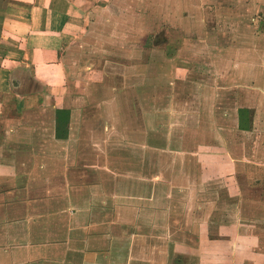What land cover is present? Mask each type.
Listing matches in <instances>:
<instances>
[{"label":"crops","instance_id":"obj_1","mask_svg":"<svg viewBox=\"0 0 264 264\" xmlns=\"http://www.w3.org/2000/svg\"><path fill=\"white\" fill-rule=\"evenodd\" d=\"M191 1L0 0V237L20 243L10 253L0 250L3 264H119L120 246L126 258L134 248L130 237L138 238V230L145 229L156 238L150 234L151 220L164 223L148 208L140 213L147 227L128 231L120 218L130 219L134 205L159 204H164L161 215L168 208L169 234L171 223L177 222L172 234L179 231L175 240L186 239L183 244L195 254L196 264H222L215 261L219 247L234 254L233 262L250 264L253 257L261 258L260 232L252 220L245 213L216 210L219 200L233 201L240 194L234 166H227V174L226 164L218 160L216 177L204 180L201 174L212 167L197 165L194 182L178 185L188 190L177 197L175 188H169L174 191L165 196L157 190L166 188L155 181L159 170L153 168L144 180L117 175L116 160L108 158L115 157L114 145H101L106 150L99 152L92 142L102 111L120 104L116 93L126 86V77L135 75L118 62L117 57L128 54L123 49L137 56L145 49L151 57V45L172 40L149 34L137 47L133 33L150 28V13H170L172 8L180 33L188 19H181L180 11L188 14V7L197 4ZM112 75L123 76L122 87L111 86ZM213 182H222L217 201H211L215 207L208 214L198 212L194 206L203 207L202 187ZM191 199L194 206L189 208ZM127 201L130 209L120 206ZM231 244L234 248L227 251Z\"/></svg>","mask_w":264,"mask_h":264},{"label":"rangeland","instance_id":"obj_2","mask_svg":"<svg viewBox=\"0 0 264 264\" xmlns=\"http://www.w3.org/2000/svg\"><path fill=\"white\" fill-rule=\"evenodd\" d=\"M196 3L188 7V14L180 11L181 19L184 16L188 18L183 20L186 27L180 33L175 28L180 21L173 8L170 13H150V28L133 33L136 37L132 43L137 47L149 34L157 38H172L165 45H151L154 47L151 57L148 50L140 49L137 56L126 47L123 51L131 54L132 60H125L130 57L126 54H122L124 57L115 55L118 62L127 65L135 75L126 77V86L116 93L120 104L108 105L107 110L102 111L103 116L98 118L100 122L94 127L98 134L92 142L99 152L106 150L102 147L104 145H114L115 157L108 158L116 160L119 166L117 175L144 180L153 168L159 170L155 181L164 183L166 188L157 190L165 196L169 191L173 193L174 190L169 188H175L179 193L175 195L177 197L188 190V187L184 190L178 185L189 186L191 181L194 182L197 165L212 167L201 174L204 180L216 177L214 166L218 160L219 165L226 164V171L234 166L240 194L233 201L219 200L220 208L216 210L226 209L224 212L233 215L245 213L252 220L255 230L260 232L258 246L262 255L261 258L253 257L250 264H258V259L263 264L264 0H197ZM142 14L146 19V12ZM160 16L164 21H160ZM175 29L176 34L173 32ZM145 46L149 45L146 43ZM111 72L122 74L119 70ZM118 76H111L112 87L121 85L119 81L124 78ZM109 78L106 77L104 82ZM84 117L87 120L86 114ZM120 119L123 122H119ZM84 130L82 128V132ZM221 185L222 182L203 185V199L199 202L203 203L204 209L194 206L192 199L189 208L193 205L198 212L207 210V214L210 213L214 209L210 208L215 207L211 201H217ZM120 191H124L123 188ZM129 203L127 201L120 206L130 209L132 203ZM166 204L165 207H171L172 203ZM149 206L134 205L133 216L120 218V222L128 226V231L138 225L147 227L140 213L148 208L156 220L162 218L164 222L160 225L151 220L154 229L150 234L157 237H150L145 229H139L138 238L130 237L134 247L132 253L125 258L123 245L118 248L119 264H128L129 258L135 261L134 264H178V257L182 258L180 264H196L195 254H189L183 244L186 239L175 240L179 231L172 234L179 227L177 222L171 223L172 232L169 234L168 208L161 215L158 211L164 209V204ZM189 208L185 209L186 214ZM9 239L11 241L8 242L0 237V250H6V254L20 244L12 241L13 238ZM173 247L175 253L172 252ZM233 248L231 244L227 251ZM219 249L216 262L249 264L247 261L233 262L234 254L229 253L228 256L223 248ZM0 264H3L1 259Z\"/></svg>","mask_w":264,"mask_h":264}]
</instances>
